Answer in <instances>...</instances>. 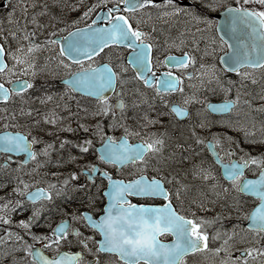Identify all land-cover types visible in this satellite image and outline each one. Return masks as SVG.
Instances as JSON below:
<instances>
[{
	"label": "snow or ice",
	"instance_id": "1",
	"mask_svg": "<svg viewBox=\"0 0 264 264\" xmlns=\"http://www.w3.org/2000/svg\"><path fill=\"white\" fill-rule=\"evenodd\" d=\"M109 2H112L113 6L106 8L107 15L97 16V19L92 20V24L87 25L90 30L87 34V46H78L74 42H69L67 47L61 46L59 50L60 56H67L69 60L81 65L77 72H70L71 79L67 81V84L72 91L81 92L97 100V111L94 115L108 116L111 114L115 117L117 109L123 110L127 107L123 99H119L115 105H112L110 97L105 94L110 90L115 92V83H122V81H120L118 73L113 71L109 65L105 64L102 67L93 68L89 64L84 67L82 61L74 58L72 54L75 52L91 60L93 56L99 55L105 48L119 45H125L132 50L133 59L131 63L135 65L136 76L143 81L144 86L153 88L155 85L154 91L157 95L177 92L182 94V102L172 104L170 107V114L177 118L187 117L186 105L193 102V96H183L184 79L189 81L198 79L202 86L211 84L215 80V83L225 93L236 88L235 99L226 98L223 103L219 104L206 103V109L211 112H230L240 101V90L237 88L236 82L229 80L227 81L229 86L224 87L215 65L209 66L200 63L198 64V75L188 72L187 69L189 68H197L196 56L191 55L189 51H183L179 57H165V61L174 68L185 70L183 76H176L172 72H168L164 79H157L155 73L152 72L151 53L154 45L150 41L153 37L151 33L141 30L140 21H137L135 28L131 22L135 19L138 10H156L157 19L165 24L183 16L195 24H204L206 29L213 25V18L218 17L223 11L226 14L227 31L225 35L234 34L237 31V24H243L246 29L250 30L249 36L252 43L245 49L236 47L231 55L226 54L221 57L222 71L237 74L241 78L240 84L242 86L243 81L248 79H251L253 84L256 83V80L252 78L253 73L242 71V69H264V0H232L228 6H225L224 0H190L187 3L182 2V0H114V2L113 0H99V3L93 4L83 11L80 19H87L98 7ZM83 3L84 0H78L77 3L68 5L69 10L79 11ZM122 5L123 8H121ZM251 5L258 7H251ZM46 11L47 9L39 15H45ZM147 16L148 19H151L152 13L148 12ZM98 20L106 22V26L93 29L92 25H95ZM31 23L38 29L45 28V25L40 24L35 16L32 17ZM204 30L196 28V32ZM155 31L156 27L153 25L152 32ZM82 32L83 29L77 28L75 33L70 32L68 36L72 37ZM9 35L18 41V47L15 50L11 49L10 46L6 47L8 37L3 36L2 29H0V80L7 79L9 74H14L17 68L24 76L31 75L34 77L36 74L34 53L48 44L55 45L58 43L56 39H46L44 43H37L38 33L28 31L27 23L23 26L20 37H18L17 31H12ZM183 35L181 33V36ZM51 36H56V33H51ZM21 38L27 43H20L19 39ZM62 39H67V37H62ZM220 39L224 41L223 36ZM171 46L183 48L187 47V44L181 39L178 43L175 40L172 41ZM229 47L234 46L229 45ZM204 54L209 55L210 53L205 52ZM8 59L12 61L11 67L7 62ZM59 63L65 68H70V65L65 64L63 60H60ZM121 70L126 71V69ZM205 77L208 79L205 80ZM7 83L14 86L6 87L4 82H0V101L7 102L13 95H22L34 87L30 80L20 77L14 81L7 80ZM188 87L194 88L195 85L190 84ZM115 94L117 96L123 95L122 92H115ZM260 98L264 99V95ZM46 99L51 100L52 97L48 96ZM40 102L43 104L45 100ZM245 103H249V101H245ZM132 106L135 107L136 103L133 102ZM21 114H24L23 110H21ZM27 115H32V112L29 111ZM60 122L62 121L55 113L43 117L44 124L56 126ZM158 122L148 119L145 127ZM39 124L40 121H36V125ZM204 126L203 124L200 125V127ZM8 127L9 125L5 124V131L0 134V154H8L9 157L2 167H8L9 163L13 162V154H22L25 157L19 161L16 171L23 170L31 161L36 162L37 168L42 167L43 164L38 158L41 156L50 157L51 152L55 150V144L43 141L38 136H32L29 139L31 133L26 135L20 131L9 132L6 130ZM80 127L85 133L89 131L86 126L81 125ZM111 127H124V135L120 137L109 136L103 132L101 125L97 124L96 134L104 145L98 160L116 168L132 165L137 169V178L127 182L115 180L108 172H101L95 164L85 165L79 174L73 172L68 179L63 181L64 187H67L70 181L77 180L79 175H87L88 179L93 182L95 175H102L108 179L111 191L105 193L110 201L104 209L105 215L98 220L87 212L81 213L78 217L73 215L70 219L58 222L54 228L47 225L51 229L50 233L38 236L32 232V228L39 225L42 213L46 210L42 202H51L54 195L60 196L61 192L53 193L52 189H55L56 185L49 184L47 187H39L36 181L27 182L21 176L15 177V186L8 197H0V225L9 226V229L0 235V248L6 246L11 249L7 253L0 252V256H10V264H19V261L25 259L28 260L29 264H81L82 252H61L60 247L62 242H68L69 235H73L77 237V244L85 250L91 251L88 249V241L92 237L83 236L78 229L69 232L71 220H83L85 227L98 230L103 236V242L97 251L117 253L124 264H140V261H144V264H183L184 257L189 253L209 250L210 240L220 242V247L211 250L216 256L221 257L220 264H264V243H262L264 242V158L258 159L249 155L247 159L241 157L240 160H229L225 163L220 152L217 151L218 148L223 147L220 139L213 137L206 144L208 152L215 157V163L221 166L222 178L230 184L231 189L238 193L248 194L259 202L252 211L243 217L249 221L247 229L241 230L250 233L251 239L247 240L249 246L238 247L237 237L240 233L236 231L235 226L231 232L228 230L217 231L211 237L209 236L207 227L221 221L222 217L219 213L211 220L198 217L195 212H192V218H189L180 214L173 206V198L179 201L181 193L187 191L188 186L181 184L179 187L170 189L168 186L174 185L178 181L176 176L166 172L165 169L171 168L173 164L182 165L188 157L181 155L179 160L176 159L175 154L164 157L165 139L162 138L163 134L148 133L146 137H141L140 132L129 131L119 121ZM237 130L243 132L246 139L248 136L254 135L245 128H238ZM57 131L74 132L75 130L69 126L58 128ZM47 134L53 135L51 132ZM129 136L141 137L140 142L134 145L130 144L128 142ZM251 142L254 143L255 141ZM260 142H264V140ZM69 143L71 142L63 140L59 147L63 149ZM196 143L205 145V141L200 138L196 139ZM36 145H43V147L37 151ZM92 145V140L85 139L81 143L75 144L74 147L79 149L81 154H86ZM179 151L183 153L185 149L181 146ZM226 155H234L233 150L229 148ZM76 159V157L69 158L73 163L76 162ZM153 161L158 165L153 169L155 174L145 175L144 173L147 172ZM250 165L260 167V173L256 179L244 178V170ZM34 172L35 169L26 175L31 176ZM191 174L194 178H199L205 182L217 180L211 168H205L202 164H194ZM3 187L6 185L0 184V188ZM216 187L215 183L211 184L213 193L219 196V193L215 191ZM222 191L227 192L229 189L224 188ZM128 196L160 198L165 203L156 207L134 205L127 200ZM192 203L201 211H211L204 206L203 201L197 203L196 200H193ZM209 203L214 202L209 201ZM28 211L31 212V215L26 219L14 222L12 214H22ZM14 224L17 228L24 230L23 235L20 232L10 230ZM165 233H170L174 237L172 243L163 244L159 241L158 237ZM26 237L32 238L35 243H28ZM36 244H42V248H37ZM43 249L53 250L55 254L46 255ZM12 252H21L22 255L17 258L12 255Z\"/></svg>",
	"mask_w": 264,
	"mask_h": 264
},
{
	"label": "rangeland",
	"instance_id": "2",
	"mask_svg": "<svg viewBox=\"0 0 264 264\" xmlns=\"http://www.w3.org/2000/svg\"><path fill=\"white\" fill-rule=\"evenodd\" d=\"M47 2V0H45ZM66 2L64 4L63 10L67 13L64 17H61L58 19V16L56 15H48V13H55L56 9L54 7H47L48 3H43V7L47 9L46 14L42 17L39 15V7L36 6V10L34 13L29 12L28 13H20L16 10L15 15V22L13 20L8 21L7 19L2 21V33L5 34L6 37H8L7 41V47L10 46L11 49L15 50L18 47V41L11 38L9 35L12 31L18 32V37H20L21 32L23 30V26L27 23L28 31H36L38 33V36L36 38L37 43H44L46 39H53L54 36H51V33L55 32L56 34L59 32L66 31L69 28V25L65 22H69L72 26H76L80 23H82L84 20L87 19H80L77 13H83L88 7H90L93 4L99 3V0H84L83 5L80 7L79 11H70L68 5L75 4L78 2V0H73V2H70L71 0H63ZM251 7H258L257 5H251ZM29 9V6L26 7V9ZM32 7L30 6V9ZM45 9L43 12H45ZM151 12L152 17L151 19H148L147 13ZM29 15V16H28ZM36 17L37 21L40 24L45 25L44 29H38L31 23L32 17ZM82 16V15H81ZM71 18V22L69 21ZM144 22L145 27L152 32V26L155 25L156 31L157 30H165L169 29L165 32H159L154 33L155 40L159 41L161 45H163L165 52H179L183 50H189L191 53H195L197 56V62L198 64L203 63L205 65H215V68H217L216 64H218L217 60L215 58L219 57V54L225 50L226 45L224 41H221L220 37L216 33L215 30V21L211 27L205 28L204 24H195L194 22L189 21L187 18L181 16L177 17L174 20L170 21L167 24H164V22L160 21L156 17V10L147 11L144 14ZM19 23H16V22ZM74 21H77L76 23H73ZM4 23V24H3ZM196 28L205 29L202 32H196ZM155 31V32H156ZM181 33L184 35L181 36ZM194 34V35H193ZM183 39L187 47L183 48H177L171 46L172 41H177ZM20 43H27L21 39H19ZM58 46V45H57ZM59 47L57 49L56 45L48 44L44 48H42L40 51L34 53L33 59L36 64L35 68V78H38L39 80L42 78H45V76L48 77H61L64 76V74L68 73L71 68V65L67 62V59L60 56ZM108 58L112 61H117L119 64L124 63L121 59V56L127 54L125 48L123 47H115V48H109L108 49ZM208 52L209 55H205L204 53ZM10 60V59H9ZM60 60H63L65 64L70 65V68H65L62 65H60ZM12 61L10 60V67H11ZM124 69L128 72V75L124 76V80L122 81V87H123V93L126 95L128 99V108L121 113L122 117V124L125 126H129V131H133L132 125V114H133V102H134V94L132 89V79L130 77V67L126 68L124 66ZM253 73V71H251ZM217 74L219 75L221 82L223 83L224 87H228L224 83L223 74L224 71L222 69L217 70ZM23 76L22 72L17 68L15 70L14 74H9L8 77L11 76ZM30 76V75H29ZM238 77V76H237ZM236 77V78H237ZM253 79L256 80V83L253 84L251 79L243 81V85L240 84V77L239 81L236 82L237 88L240 90V101L235 107L233 113L231 114H223L218 115L212 123L210 124L206 120H202V118H198L199 122L205 126H210V130L208 133H212L215 137L219 138L221 143H230L233 144L236 149V154L238 156L244 155L245 147L248 143H251L255 146H257L259 151L264 152V142H260L264 140V99H261L260 97L264 95V69H258L254 71ZM205 80L208 79V77L204 78ZM186 84H191L197 86V82L195 79L192 81H189L186 79ZM211 84H214L211 85ZM211 84H204L201 85L199 81V87H211L210 89H217L218 93L217 95H214L216 98L214 99H222L225 97H230V93H225L220 86H218L215 83V80ZM35 85V84H34ZM39 89L44 90L41 86H39ZM188 94V93H187ZM234 95H237V91L235 88ZM189 96H194V94L191 92ZM48 97V96H47ZM22 102L25 103V101L21 98ZM245 101H249V103H245ZM70 104L67 103L68 106H72L74 110L68 109L67 113L70 114H76L77 113V106L71 105V104H77L75 99L69 100ZM38 101H35L33 105H28L30 108L32 115H27V113L30 111L24 110L23 115L21 112L20 115L16 113L10 114L11 110H8L4 105H0V119L3 120H20V119H26L28 121H31L32 118L43 120V117L45 115H51L53 112V108H48V110L43 111L38 115V112L34 110L37 108ZM14 108V107H11ZM22 115V117H20ZM254 118V121H249V118ZM28 123V122H27ZM204 127H201V129H205ZM238 128H245L249 132L254 133V135L248 136L245 141H238L235 138L236 136H239L240 133L243 134V132L239 131L240 133L236 132L238 131ZM148 130L143 134L144 137L147 136L148 133H151V130H155L156 134L160 133V130L164 129V126H154L153 124L148 125L146 128ZM203 134H206L205 131H202ZM245 135H243L244 137ZM231 138L230 140L228 138ZM67 139V137H64ZM251 141H255L254 143ZM71 144V143H70ZM181 142H172L169 141V138L166 139L163 155L164 157H169L173 154H175L176 159L179 160L181 155L188 157L187 160L184 161L182 165L179 164H173L171 168L165 169L166 172H170L171 175L176 176V179L178 183H175L174 185H171V187H179L181 184L187 185V191H184L181 193L180 200L178 201L181 208L185 211L187 214H191L192 212L196 213V216L198 217H204L205 219L211 220L214 218L217 213H219L222 217L221 221L217 222L216 224H213L211 226L207 227V231L209 236L211 237L214 235L217 231H223L228 230L231 232L233 227L235 226V229L237 232L240 233V235L237 237L238 247H248L249 244L247 243V240L251 239L250 233L247 231H241L246 230L247 226L245 225V219L243 217L249 213L254 205L257 203V200L250 196L245 195L242 193H238L235 190H232L229 183H225V180L222 178V176H219L216 181H202L199 178H194L191 174V169L193 167V161L195 159V155L193 152V146L186 143V149H188V152L181 153L179 149L181 148ZM229 148L225 147V152H227ZM0 155V160H1ZM51 159H47L48 165L41 167V172L37 173L39 174L37 177H41L42 180V174H48L49 173L54 174V170L51 169L53 165H51ZM76 163L70 162L71 164H79L83 163L85 161L83 155L78 156L76 159ZM42 161V160H41ZM45 162V160H43ZM158 166V165H157ZM18 168V165L16 166ZM47 167V169H45ZM40 168H36L35 172H37ZM154 169V168H151ZM8 169L5 167H0V175H3V173H6ZM30 170L28 173L33 172V170L27 168L25 170L16 171L15 167L11 169V177H17L21 175L23 178H26L25 181H28L30 177L35 178V175L29 176L25 175V172ZM150 170V169H149ZM213 173V170H211ZM137 169L135 167H132L131 169L126 170L125 172H122L128 177H131L133 174H136ZM22 173L25 175H22ZM155 173L153 172V175ZM214 174V173H213ZM57 176H62V174H58ZM217 177V175H215ZM216 184V193H219V196L215 195L213 193V190L211 188V184ZM15 185L11 184L10 188H0V197L2 194L6 191H9L11 193L12 188ZM71 187V185L69 186ZM68 187V188H69ZM102 187V186H101ZM78 185L74 184L73 187H71V190L73 192H76L78 189ZM228 188L229 191L224 192L222 189ZM70 190V191H71ZM78 192V191H77ZM63 195L61 192L60 196H57L53 198L51 202L43 201L42 203L45 205V211L42 213L41 220L39 221L38 226H34L32 228V232L36 235H47L50 233L51 229L47 225H51L53 228L54 224L63 218L64 216L68 215L69 211L73 212V215H78L75 213L74 209H76V206L69 202L68 200L63 199ZM193 200H196L197 203H200L203 201L204 206L211 209V211H201L197 208L195 204L192 203ZM209 201H213L214 203H209ZM60 202V203H59ZM39 206V205H38ZM84 206V205H83ZM29 215H31V212H23L22 214H12V218L14 222H18L21 219H26ZM230 217V218H229ZM79 220H74L75 223H78ZM79 224H82L79 222ZM8 227H4L2 230L0 227V235H3L4 231L7 230ZM11 231L14 232H20V234L23 235V231L20 228L14 227V229H11ZM28 240V243H35L34 240L30 237H26ZM63 243V242H62ZM264 243V242H262ZM210 246L205 251L197 252L193 255H190L185 259L184 264H220L221 257H218L215 255L212 249L220 247L219 241H211L210 240ZM18 246V245H17ZM11 251L8 247L0 248V252L7 253ZM12 255L19 258L22 253L21 252H12ZM11 257L10 256H0V264H10ZM19 264H29L28 260L25 259L23 261H19ZM95 264H124L121 261H119L116 256L106 254L98 259Z\"/></svg>",
	"mask_w": 264,
	"mask_h": 264
},
{
	"label": "flooded vegetation",
	"instance_id": "3",
	"mask_svg": "<svg viewBox=\"0 0 264 264\" xmlns=\"http://www.w3.org/2000/svg\"><path fill=\"white\" fill-rule=\"evenodd\" d=\"M70 2H73V0H71ZM182 2L187 3V2H190V0H182ZM43 3H46V4L48 3L47 7H54L56 9L55 13L54 12L50 13L53 16L54 15L56 16L64 15L65 16V14H67L63 10L64 4L66 3L63 0H47V2L45 0H0V29H2V21L6 19L8 21L13 20L15 22L14 18L16 15L15 14L16 10L19 11L20 13H28V11L34 13L36 10L35 9L36 6H40L39 12L41 13L45 9L43 7ZM28 6H29V9L28 8L26 9V7ZM30 6L32 7L31 9H30ZM111 6H113V4L112 2H109L103 7H100L99 9L95 10L92 14H90L87 20H84L81 24L86 25V24L91 23L93 17H95L96 15H99L102 10L103 12H105L106 8L111 7ZM121 8H123V6H121ZM152 10L154 9L138 10L137 13L135 14V19L132 20L131 22L133 24V27L135 28L137 27V21H140L141 30L151 33L152 37L154 38V33L155 34L159 32L163 33L166 31V29L157 30L156 32H150L145 27V22L143 20L144 14L147 11H152ZM102 15L106 16L107 13H102ZM60 18L61 17L58 16V19ZM69 21L71 22V18ZM65 23L69 25V29L73 27L69 22H65ZM2 35L5 36V34L3 33ZM150 42L153 43L154 45L153 50H152L151 60H152V72L155 73L156 78L161 79V77L159 76L162 73H168V72H172L176 76H183L185 70L174 68L173 66H168V64L166 63L165 57L170 52H165L163 45H161L159 41L152 39V41ZM115 47L117 46H112L111 48H115ZM108 49L109 48H106L98 56H95L92 60H90L91 62L86 61V63H83V66L87 67L89 64H91V66L94 67L97 65L96 63L98 62H102V61L110 62L111 61V63H113V65L116 68V71L120 77V81L124 80L123 75L125 76L128 75V72H124L121 69H124V66L126 68L130 67V71H131L130 77L132 79V89H133L132 92L134 94V102L136 103V106L133 107V110H132L133 111V114H132L133 131L140 132L141 137H144L143 134L148 131L145 129L147 120L151 119V120L159 121L158 123H155L153 125L157 127L162 126V125L164 126V129L163 130L161 129L159 134H163L162 138L165 139V141L166 139L169 138V141L181 142L182 143L181 146L185 149L184 152L189 151L188 149L185 148L186 143L192 145L193 150L191 152H193L195 155L193 164L195 165L202 164L205 168H211V170H213L214 175H217V178L219 176H222L221 166L218 163H215V157L208 152L207 147H206L207 141L213 139V137L215 136L212 133H208V131L211 129L210 126L208 125L205 126L204 130L201 129L200 127L201 125L200 122L202 120L207 119L206 121L211 124L214 118L218 116V114L206 109V103H209V101L211 100H217V99H214L216 98L214 95H217L218 88L210 89L211 88L210 86L209 87H199L198 79H195L197 82V86H195L194 88L188 87V85L190 84H186V79H184L183 96H189L190 93L192 92L195 97H193L192 103L186 105L187 110H188V116L185 118H177L173 114H170V107L172 104L182 102V94L177 92V93H161L160 95H157L156 92L154 91L155 85L153 88H147L146 86L143 85V81L137 78L136 68L130 66L126 62V54L121 56V59L123 60L124 63L119 64L117 61H112V59L110 60V58H108V55H109L107 52ZM183 51H189V50L185 49ZM183 51H179L176 53H178L181 56L183 54ZM191 55L196 56L195 53H191ZM215 60H217L218 62V64H216L217 66L216 70L223 69V67L220 65L221 63H219L220 61L218 60V58H215ZM75 66L72 67V69H74L72 72H74L75 70L81 67V65H75ZM245 70H248V69H242V71H245ZM187 71L194 73V75H198V62H197V68H189L187 69ZM237 76L238 75L233 72L224 71V74H223L224 83L227 86H229L227 84V81L230 80V81L235 82V78ZM29 77L33 84L38 79V78H35V76L34 77L29 76ZM211 85L214 86V84H211ZM117 87L118 89H116V92H122V93L124 92L121 83L118 82ZM30 90L31 89H29L26 93L20 95L24 101H26V97L32 93L33 89L31 91ZM49 92L52 95V99H53V103L55 107L61 112L62 118H60V121L62 122L58 123L56 126L51 125V129L46 130L45 127H48L47 124L40 122V124L37 126L35 121L33 122L30 121L28 123L29 129L26 130L28 133H31L30 138L32 136H38L42 140H44L45 139L44 137H46L44 135H46L47 132L48 133L55 132L57 131L58 128H67L70 126L72 129L75 130L74 132L67 131L68 132L67 134L69 136L71 135L70 137L71 145L70 147L68 146L67 148H63V149H60L59 145L55 147V150H53L50 155L51 157L54 158L55 161L59 162V164L61 165H64L66 163V156H69V158L70 157L77 158L78 156H81L79 149L74 147V145L77 143H81L85 139H90L93 141V145L90 148L88 153L82 154L85 161L83 163H79V165L81 166L83 165L82 168L80 167L81 170L83 169L85 165L95 164L101 172H108L112 176V178L119 177V178H124L126 180L137 178L138 176L137 172L136 174H133L131 177H128L122 173L134 167L132 165H126L123 168H116V167H113L111 164H105L98 160V156L101 153L100 147L103 145V143L100 137L96 134L97 124H100L103 129V132L109 136L120 137L124 135V127H117V128L111 127V125L115 124L117 121L122 123L121 113L124 112L128 108V99L126 95H124V93L122 96H117L115 93L112 96H110L111 97L110 101L111 100L116 101V99L118 98H123L125 101V104L127 105V107L123 110L117 109L116 115L115 117H113L111 114H109L108 116L94 115V113L97 111V104H98L97 100L94 97L82 94L80 92L72 91V89L68 86H63L62 88H57L56 91L53 90L52 92L51 91ZM234 92H235V88L231 92H229L231 95L230 96L231 98L236 97L234 95ZM71 99L76 100L77 104H71V105L77 106L76 114H70V113L63 112L64 107L66 106L67 103L70 104L69 100ZM10 104H12V101L10 102ZM70 109L74 110L73 107ZM233 111L234 109L230 112V114L233 113ZM145 117H147V119H145ZM198 118H202V120L199 122ZM249 121H254V118L250 117ZM5 124L9 125L8 129H11L10 126H14L12 122L10 123L4 122V125ZM81 125L88 127L89 131L85 133L80 127ZM125 127H127L128 129L130 128L127 125H125ZM151 131H152L151 133H156L155 130H151ZM202 131H205L206 134H203ZM193 132H195V135H193ZM236 132L240 133L239 131H236ZM243 135L244 133L243 134L240 133L239 136H236L235 134V138L238 141H245L246 138L245 136L243 137ZM141 137L129 136L128 139L131 142H133L134 140H140ZM158 138H161V137L158 136ZM197 138L203 139L205 141V145L197 144L196 143ZM222 145L223 147L218 148L217 151L220 152V155L223 158L224 162H228L229 160H234V159H238V160L241 159V156H238L236 154V149L233 144L231 145L230 143L226 142V143H222ZM35 147H36V150L39 151V149L42 148L43 145H36ZM225 147L231 148L234 152V155L232 156L226 155ZM1 155L2 156L0 160V167H2L5 164V162L8 161L9 159L8 154H1ZM249 155L251 157H257L258 159L264 158V152L259 151L257 146L251 143H248L247 146L245 147L244 155L242 157L247 159ZM24 158H25L24 156H21V157L12 156L13 162H10L9 166L5 167L8 170L6 171V173H3V175H0V184L6 185V188H10L11 184L15 185V178H12L10 176L11 169L13 167L17 169L16 166L18 165L19 161H22ZM40 158H42V156L39 157L38 159ZM156 166L157 165L153 161V163L150 164V166L148 167L147 172H145L144 174L148 176L153 175L154 170L151 168H154ZM26 167H28L31 170H34L37 168L36 162L35 161L29 162V164L26 165L23 168V170ZM68 170H70L71 172H74V170H77V167H73L71 164V166L68 167ZM38 171H40V169ZM244 171H245L244 178L253 177L260 173V167L257 165H250ZM40 180L41 179H39V177H36L34 179H31L30 182L40 181ZM41 182H43L47 186L50 184V182L47 179L41 180ZM71 182L83 186L81 187L82 192H80L79 196L77 197L75 194H72V193L70 195H64V198L67 199L68 201L75 203V204L76 202L79 204L82 203L84 205L83 208H81V206L77 207V209L74 210L75 213L79 216L81 213L87 210L91 212L95 218H100L102 212L104 211V205L106 203V196L104 194V189L108 185V179L102 175H95L94 182H93L88 179L87 175H81L79 180L77 181L74 180ZM225 183H228V182L225 181ZM57 184L59 185V188H61V185L59 183ZM168 187L172 189L171 185H169ZM52 191L53 193H55V190L52 189ZM9 193H10L9 191H6L2 194L1 197H8ZM128 198H129L128 201L131 204L138 203V204H150V205L160 206L163 203H165V201H163L160 198H145V197H138V196H128ZM173 206L176 208V210L180 214L191 217V214L185 213V211L181 208L179 202L176 201L175 198H173ZM78 210L80 212L79 214L77 213ZM71 216H73V214L71 212H68L67 217H64V219H70ZM79 222H81L82 224H79ZM74 229H78L85 237H92V239L88 241V249H90L91 251L85 250L81 245L77 244L76 243L77 237L73 235H69L68 242H63L61 244L60 250L66 249V250H71V251H81L83 253V259H82L81 264H95V262H97L100 257L106 255L105 253H108L104 251H99V252L97 251V249L99 248L98 242L100 238V233L97 230L91 229L89 227H85V223L83 220H79L78 223H75L74 220H71V227L69 228V232L71 233ZM172 237L173 236L170 233H165L159 236V238L162 240H169ZM50 252L54 253L53 250H50ZM109 254H113V253H109ZM118 260L121 261L120 259ZM121 262L124 263L123 261Z\"/></svg>",
	"mask_w": 264,
	"mask_h": 264
},
{
	"label": "water",
	"instance_id": "4",
	"mask_svg": "<svg viewBox=\"0 0 264 264\" xmlns=\"http://www.w3.org/2000/svg\"><path fill=\"white\" fill-rule=\"evenodd\" d=\"M225 15L226 14H224L223 15V11H222V13H220L219 14V16H218V18H219V20H221V23H220V27H219V31L221 32V33H223V35H225V32L227 31V27H226V18H225ZM98 23H96L95 25H92V27H93V29H95V28H99V27H104V26H106V25H102L101 24V20H99V21H97ZM239 25V23L237 24V26ZM80 29H83V32L82 33H80L79 35H75V36H72V37H69L68 35L67 36H65V37H67V39H61L60 40V44H61V46H64V47H67V44L69 43V42H74V43H76L78 46H87V44H88V37H87V34L89 33V29L87 28V27H84V28H80ZM238 29V28H237ZM243 31H244V33H249V31L250 30H248V29H246V27L243 25V29H242ZM75 31L76 30H73V31H71L72 33H75ZM70 33V32H69ZM226 36V39H229V37H228V35H225ZM251 39V38H250ZM252 43V40H251V42L249 43V45ZM73 57L74 58H81V57H84V56H82V55H80V54H78V53H75V52H73ZM111 92V90L109 91V92H106V94L107 93H110ZM109 191H111V189L110 190H108L107 192H109ZM110 203V201H109V197H108V203H107V205H106V207L108 206V204ZM255 208V207H254ZM253 208V209H254ZM252 209V210H253ZM103 215H105V213L103 214ZM102 215V216H103ZM249 224V221H247V225ZM174 241V239L172 240V241H170V242H167V243H165V244H170V243H172ZM46 254V253H45ZM46 255H48V254H46Z\"/></svg>",
	"mask_w": 264,
	"mask_h": 264
},
{
	"label": "bare ground",
	"instance_id": "5",
	"mask_svg": "<svg viewBox=\"0 0 264 264\" xmlns=\"http://www.w3.org/2000/svg\"><path fill=\"white\" fill-rule=\"evenodd\" d=\"M207 120V119H206Z\"/></svg>",
	"mask_w": 264,
	"mask_h": 264
}]
</instances>
